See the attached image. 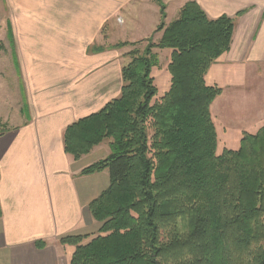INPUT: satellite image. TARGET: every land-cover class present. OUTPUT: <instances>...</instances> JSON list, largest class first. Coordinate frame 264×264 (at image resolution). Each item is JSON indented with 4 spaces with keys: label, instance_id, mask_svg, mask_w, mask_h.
I'll list each match as a JSON object with an SVG mask.
<instances>
[{
    "label": "trees",
    "instance_id": "obj_1",
    "mask_svg": "<svg viewBox=\"0 0 264 264\" xmlns=\"http://www.w3.org/2000/svg\"><path fill=\"white\" fill-rule=\"evenodd\" d=\"M234 30V18H211L187 1L175 20L158 25L159 41L125 53L119 96L66 127L65 151L75 160L104 141L111 150L81 170L109 169L110 184L89 204L96 235L60 238L75 246L70 264H264V124L219 153L211 105L223 88L206 81ZM155 48L172 50L163 94L153 75ZM7 129L0 122V133Z\"/></svg>",
    "mask_w": 264,
    "mask_h": 264
},
{
    "label": "crops",
    "instance_id": "obj_2",
    "mask_svg": "<svg viewBox=\"0 0 264 264\" xmlns=\"http://www.w3.org/2000/svg\"><path fill=\"white\" fill-rule=\"evenodd\" d=\"M134 1L5 2L11 16L3 30L15 42L17 81L10 86L0 77V88L10 97L6 116L0 104V122L8 128L0 133V264H70L75 246L62 244L60 238L99 228L89 204L109 186L110 177L102 175L105 170L90 175L81 170L107 157L109 142L75 160L65 151L64 131L119 96L122 65L111 58L114 48L91 47L101 46L99 35L111 12ZM196 1L211 18L227 15L235 20L231 49L211 66L206 81L223 88L211 105L221 151L236 149L243 133H255L264 124V104L248 115L253 87L242 83L249 67L264 70V0ZM229 97L240 98L242 104L232 106ZM234 111L247 115L244 128L227 123L224 113ZM38 240L46 246L39 248Z\"/></svg>",
    "mask_w": 264,
    "mask_h": 264
},
{
    "label": "rangeland",
    "instance_id": "obj_3",
    "mask_svg": "<svg viewBox=\"0 0 264 264\" xmlns=\"http://www.w3.org/2000/svg\"><path fill=\"white\" fill-rule=\"evenodd\" d=\"M185 1L186 0H163V3L166 5V17L164 18L161 15V7L155 0H136L130 5L127 4L126 7H122L119 11L115 10L114 12H111L109 21L103 26L100 32L98 44L101 46H110L121 41H128L131 43L135 42V44H130L119 50H110V55L114 62L118 58L123 66V64L130 61V58L125 56V53L135 48L143 50L150 41L157 42L160 40L163 31H157L158 25L162 21L168 25L175 20L179 14L180 4ZM5 2H7V0H0V38H2L3 44H5L4 50L0 51V77L5 76L2 81H7L11 86L13 85V82L17 81V74L14 72L15 67L13 64V59H15V57L13 56L12 58L16 46L13 39L9 40L3 30L5 28L3 26L4 22L11 16L9 8L10 5L9 3L7 5ZM5 50L7 52H5ZM154 51L158 54L160 60V66L154 67L153 69L156 80L155 83L159 88V92L162 94L169 88L170 85L171 74L167 69V66L170 61L172 50L170 48H155ZM258 69V67H249L247 74L248 77L242 82L247 84V86L253 87V90L250 91L253 106H248V115H250L252 111L255 112V110L258 109L257 107H261L264 104V84L262 81L264 77V70L261 68V71L259 72ZM10 93H12V90H10ZM16 98L17 97H15V99ZM240 100V98L236 99L229 97L228 103L235 107L236 105L242 104ZM0 104L1 111L6 116V114L10 112V97L9 92L4 87L0 88ZM231 105L228 108L229 110ZM224 116L227 120H229L227 123L235 129L245 126V120L242 119L245 117L247 118V115H242L241 113L238 114L234 111L233 113L225 112ZM10 122H12V120ZM231 141H235V139H231ZM222 146L223 142L219 141V153L221 152ZM109 174V169H106L102 175L104 177H106V175L110 177ZM97 231L98 228L96 231L91 232L92 235H96Z\"/></svg>",
    "mask_w": 264,
    "mask_h": 264
}]
</instances>
